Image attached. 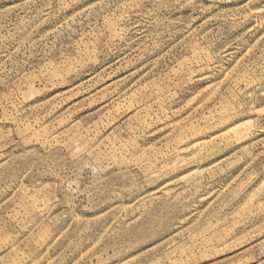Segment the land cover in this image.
Instances as JSON below:
<instances>
[{
    "label": "rangeland",
    "instance_id": "rangeland-1",
    "mask_svg": "<svg viewBox=\"0 0 264 264\" xmlns=\"http://www.w3.org/2000/svg\"><path fill=\"white\" fill-rule=\"evenodd\" d=\"M0 264H264V0H0Z\"/></svg>",
    "mask_w": 264,
    "mask_h": 264
}]
</instances>
